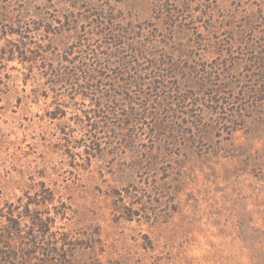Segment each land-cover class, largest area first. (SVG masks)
<instances>
[{
	"label": "rangeland",
	"instance_id": "obj_1",
	"mask_svg": "<svg viewBox=\"0 0 264 264\" xmlns=\"http://www.w3.org/2000/svg\"><path fill=\"white\" fill-rule=\"evenodd\" d=\"M19 24L39 66L0 63L4 197L45 180L104 261L264 264V0H0V29ZM67 51L107 103L95 141L77 124L91 99L46 75Z\"/></svg>",
	"mask_w": 264,
	"mask_h": 264
},
{
	"label": "trees",
	"instance_id": "obj_2",
	"mask_svg": "<svg viewBox=\"0 0 264 264\" xmlns=\"http://www.w3.org/2000/svg\"><path fill=\"white\" fill-rule=\"evenodd\" d=\"M33 28L29 24L25 26L19 24L18 27L4 25V28L0 29V39H5L6 42L5 46H0V63L2 65H5V61H18L30 72L39 66L37 54L30 50L26 41L30 37L29 33L35 30ZM10 36H12L11 39L8 38ZM14 36L15 40H13ZM36 45L40 49H44L43 45ZM139 51L141 54L143 53L142 50ZM87 52V55L94 53L89 49ZM29 53L32 55L30 56ZM67 53L66 62L70 65V71L60 72L57 68L52 67L46 74L49 77L48 81L51 83L53 91H56L60 85L64 88L79 86L81 92L73 95L81 94L84 101L87 98L91 99L92 110L80 116L77 124L83 129L85 136L90 135L89 139H98L97 133L100 131L101 125L107 123L105 116L107 103L103 102L101 97L93 98L89 95L90 90L94 87L90 86V77L96 69L94 70L87 60L91 58L83 55L85 52L81 59H78L76 55L70 56L68 51ZM93 56L99 61L103 59L101 53L93 54ZM81 79L87 80L89 85L81 84ZM134 81H138L137 77ZM70 98L74 105H77L76 98ZM55 111L57 113L55 118H60L59 115L65 112L61 105H58L53 112ZM61 139L71 143L67 132ZM93 141L95 140L93 139ZM82 146L85 147L84 151L87 154V164L84 166L83 163H79L75 157L76 152H74V155L70 157L76 169L90 167L92 159L96 157L86 142L84 144L77 142V146L73 147ZM64 153L68 155L69 152L65 151ZM40 175L39 177H45L44 174ZM29 177L32 183L28 187L22 188L21 195L6 198L0 192V264H125L119 258L107 261L101 259L100 256L105 250L99 232L71 229L67 225V220L70 219V207L62 195L45 180L36 181L33 174Z\"/></svg>",
	"mask_w": 264,
	"mask_h": 264
}]
</instances>
